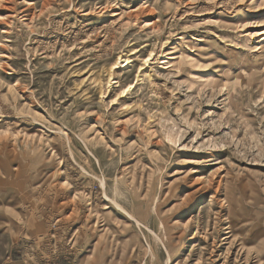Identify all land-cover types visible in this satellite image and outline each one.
<instances>
[{
	"label": "rangeland",
	"instance_id": "obj_1",
	"mask_svg": "<svg viewBox=\"0 0 264 264\" xmlns=\"http://www.w3.org/2000/svg\"><path fill=\"white\" fill-rule=\"evenodd\" d=\"M223 1L0 0V264H264V0Z\"/></svg>",
	"mask_w": 264,
	"mask_h": 264
},
{
	"label": "bare ground",
	"instance_id": "obj_2",
	"mask_svg": "<svg viewBox=\"0 0 264 264\" xmlns=\"http://www.w3.org/2000/svg\"><path fill=\"white\" fill-rule=\"evenodd\" d=\"M229 0H225V1H223V2H219V5L220 4H227V2H228ZM255 1V3L257 4V2L259 1V0H254ZM221 13V12H220ZM236 14V13H235ZM218 15V14H217ZM237 15H238V13H237ZM239 15H240V13H239ZM220 16V15H219ZM222 16V15H221ZM222 18V17H221ZM222 20V19H221ZM228 22V21H227ZM153 23V22H152ZM231 24V23H230ZM150 25V24H149ZM234 26H235V24H234ZM250 26V25H249ZM236 27V26H235ZM239 27V29H240V27H241V29H245V28H247L248 27V24L246 23V21L244 22L243 20L240 22V25L238 26ZM228 28V27H227ZM224 30H226V29H224ZM264 32V31H263ZM263 32H260V33H258V34H262ZM246 33V32H245ZM262 47H260V49H261ZM259 49V48H258ZM169 52V51H168ZM151 54L150 55H148L146 58H144L143 59V62H142V65H146V67L148 68L149 67V63L151 62V60H153V58H151ZM171 56V55H170ZM165 61V60H164ZM168 62V61H167ZM121 63H123V64H128V58H126V57H124V59H123V57H118L117 58V60H116V62H114V63H112L109 67H108V69H107V77H108V80H107V83H108V85H107V87H109L110 86V82H111V80H109V79H111V76L113 75V70L114 69H116V68H121V67H118V65H120ZM171 64V63H170ZM125 65V66H126ZM142 72V71H141ZM145 76H147L148 78L149 77H151V72L149 71V69L148 70H146V71H143L142 72ZM132 88V85H129V86H127V88L126 89H123L121 92H122V94L123 93H125V92H128L130 89ZM167 137V136H166ZM174 142V141H173ZM210 184H208V185H206V186H204L203 187V189L204 190H209L210 189ZM107 198V197H106ZM105 199V198H104ZM112 201V200H111ZM71 202V201H70ZM86 202V201H85ZM89 205V204H88ZM113 205H115L116 206V208H119L120 210H122L123 212H125L126 213V215H128V217L131 219V220H133L137 225H141V220H140V218H141V216H142V212L141 211H139V210H136V213H134V211H132V212H128V210L126 211V209H124L122 206H120L118 203H117V201H113ZM96 205H93V208H90V209H88V211L90 210V213H92L93 215H92V220H91V222H92V224L90 225V226H92L93 228H100L99 229V231H101L102 233H105L106 232V229L108 228V225H107V219H108V215H110V213L108 214V212H106L105 210H108L109 209V207H108V205L106 206V205H104L103 207H102V211L101 212H98L96 209ZM185 209V208H184ZM110 212V211H109ZM117 214V213H116ZM122 216H124V215H122ZM128 220V219H127ZM127 224V223H126ZM187 225H186V228H185V230H184V232H182L181 233V235H180V237H179V239H182V236H183V233H185L186 231H188V230H190L191 229V227L192 226H190L191 225V223H186ZM136 225V226H137ZM125 226V222L123 223V227ZM167 226V225H166ZM140 227V226H139ZM194 228V227H193ZM196 228H197V226H196ZM195 228V233L193 234V236H195V237H197V238H199L198 236H196V235H198V228L196 229ZM241 228V227H240ZM227 233H229V232H227ZM74 234V233H73ZM73 234L71 235V237H70V240L72 241L73 240ZM230 234V233H229ZM239 234V233H238ZM145 237V236H144ZM204 237V236H203ZM254 237V236H253ZM226 238H230V236H228V237H226ZM226 238H224V239H221L222 241L224 240V241H226L227 239ZM250 239V238H249ZM229 241H230V239H229ZM228 241V242H229ZM159 242H161L160 240H159ZM166 246V245H165ZM199 246V245H198ZM163 247V246H162ZM141 248H142V250H143V253H144V256L145 255H147V254H151L150 252H152L151 251V249H150V247H148V249H146V248H144L143 247V245L141 244ZM88 252V251H87ZM213 252L211 251L210 252V254H209V257L208 258H206V260H208V261H210V258L212 257V254ZM168 254V253H167ZM131 255H133V254H131ZM169 255V254H168ZM200 260V259H199ZM217 260V259H216ZM223 262V261H222Z\"/></svg>",
	"mask_w": 264,
	"mask_h": 264
}]
</instances>
